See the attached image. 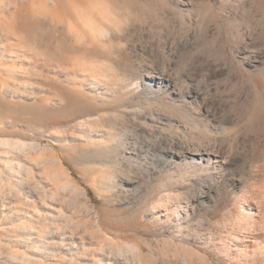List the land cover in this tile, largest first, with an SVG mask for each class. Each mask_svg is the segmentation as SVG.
Instances as JSON below:
<instances>
[{
  "label": "rangeland",
  "instance_id": "374dc122",
  "mask_svg": "<svg viewBox=\"0 0 264 264\" xmlns=\"http://www.w3.org/2000/svg\"><path fill=\"white\" fill-rule=\"evenodd\" d=\"M263 192L264 0H0V264H264Z\"/></svg>",
  "mask_w": 264,
  "mask_h": 264
},
{
  "label": "bare ground",
  "instance_id": "6f19581e",
  "mask_svg": "<svg viewBox=\"0 0 264 264\" xmlns=\"http://www.w3.org/2000/svg\"><path fill=\"white\" fill-rule=\"evenodd\" d=\"M130 47V46H129ZM116 49V48H115ZM119 50L121 51V48H119ZM118 51V47L117 50ZM136 51V50H135ZM123 52V51H121ZM173 52V51H172ZM170 53V52H169ZM120 54V53H119ZM124 55V54H123ZM137 55V54H136ZM120 56V55H119ZM118 56V57H119ZM121 57V56H120ZM111 59V58H109ZM116 59V58H115ZM121 60V59H120ZM119 60V61H120ZM117 62V61H116ZM183 64V63H182ZM188 64V63H187ZM207 64V63H206ZM205 64V65H206ZM204 65V66H205ZM208 66V65H207ZM206 67V66H205ZM200 69V68H199ZM208 70V69H207ZM211 70V69H210ZM220 70V69H219ZM183 71V69H182ZM190 71V70H189ZM218 71V70H217ZM180 72V71H178ZM184 72V71H183ZM221 72V71H220ZM190 73V72H189ZM215 74V73H214ZM190 75V74H189ZM192 76V75H191ZM199 76V75H198ZM203 80V79H202ZM197 87V86H196ZM11 92V91H10ZM52 96V95H51ZM90 98V97H89ZM41 118V117H40ZM81 122V121H80ZM83 124V123H82ZM81 124V125H82ZM80 125V126H81ZM84 127V126H83ZM97 128V127H96ZM94 131V130H93ZM94 139V138H93ZM92 140V139H91ZM92 142V141H91ZM103 143V142H102ZM33 148V147H32ZM212 149V148H211ZM208 149H205V152H207ZM218 150V149H216ZM215 151V150H213ZM202 152V151H201ZM204 150L202 152V155L205 153ZM219 152V151H216ZM206 154V153H205ZM201 155V156H202ZM200 159H202V157H200ZM105 164V163H104ZM111 165V164H110ZM115 166V165H114ZM113 166V167H114ZM112 167V168H113ZM100 169V168H99ZM206 186V185H205ZM261 185H259V187H257L258 189L260 188ZM263 187V186H261ZM264 193V192H263ZM248 196V195H247ZM250 199V198H249ZM243 200V199H242ZM255 201V200H252ZM257 201V200H256ZM240 202V201H239ZM258 203V202H257ZM256 204V203H255ZM243 209L245 210V212L247 211V217H251L255 210L256 213H260V208H258L256 205L252 206V204L247 200H245L244 204H243ZM260 205V204H259ZM264 205V204H263ZM263 211V210H262ZM263 213V212H262ZM238 214V213H237ZM245 214V213H244ZM256 218V217H255ZM248 219V218H247ZM262 219V218H261ZM249 225V224H248ZM259 225V224H257ZM252 226V224H251ZM256 226V223H255ZM237 228V226H236ZM101 230V229H100ZM233 241L231 243L232 248L234 251L237 252V256H242V259H250V258H254L255 257H264V222L262 223V226L260 228L257 227L256 229L254 228H244L242 230H240L239 232H234L232 233L231 238ZM138 252V251H137ZM131 263V262H130Z\"/></svg>",
  "mask_w": 264,
  "mask_h": 264
}]
</instances>
